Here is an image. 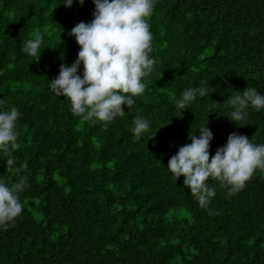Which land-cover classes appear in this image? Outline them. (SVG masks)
I'll return each instance as SVG.
<instances>
[{
	"label": "trees",
	"instance_id": "trees-1",
	"mask_svg": "<svg viewBox=\"0 0 264 264\" xmlns=\"http://www.w3.org/2000/svg\"><path fill=\"white\" fill-rule=\"evenodd\" d=\"M62 3L0 0V99L21 113L13 149L21 171L8 172L0 155V179L28 177L21 216L0 228V264H264V171L232 195L209 179L210 213L167 169L205 124L210 159L232 133L264 143V110L250 109L236 127L225 105L248 87L264 95V0H156L154 71L107 127L74 116L49 89L60 65L77 59L68 33L95 9L92 0ZM36 33L42 54L33 62L21 49ZM206 82L209 95L176 110L185 89ZM137 115L150 123L139 140L130 131Z\"/></svg>",
	"mask_w": 264,
	"mask_h": 264
},
{
	"label": "clouds",
	"instance_id": "clouds-1",
	"mask_svg": "<svg viewBox=\"0 0 264 264\" xmlns=\"http://www.w3.org/2000/svg\"><path fill=\"white\" fill-rule=\"evenodd\" d=\"M92 2L95 9L91 22H80L68 33L80 48L77 59L71 66L60 65L59 74L50 81L49 89L70 102L74 116L85 122H103L107 127L116 117L125 115L122 105L130 109L135 104L134 98L145 92V78L154 71L157 61L150 55L153 34L148 19L156 0ZM73 3L74 0H65L62 4L71 7ZM78 3L83 6L85 0ZM42 42L43 35L36 33L23 42L21 51L38 62ZM81 65L82 76L78 74ZM208 87L206 82L185 89L175 101L176 110L183 114L190 109L198 98L210 94ZM235 93L225 103L230 109L226 117L236 127H243L241 122L247 119L250 109L264 110V95L253 87ZM3 105L0 99V155L6 157L7 171L18 173L21 170L16 167L13 149L18 140L17 122L21 113L15 106L5 110ZM132 123L130 131L136 139L150 132L146 118L137 115ZM197 130L199 136L189 134L191 143L179 147L168 161L167 169L175 180L183 176L184 186L199 206L211 213L209 204L217 192L207 183L209 179L217 181L229 195L240 192L257 170L264 171V143L256 144L244 135L232 133L210 159L213 133L207 124ZM27 186V176L11 185L0 179V228L7 229L21 216V194Z\"/></svg>",
	"mask_w": 264,
	"mask_h": 264
}]
</instances>
